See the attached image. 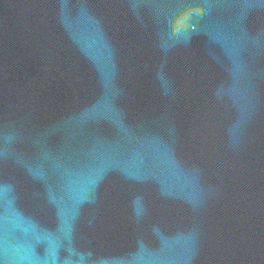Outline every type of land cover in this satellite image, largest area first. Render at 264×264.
Returning a JSON list of instances; mask_svg holds the SVG:
<instances>
[{"label": "water", "instance_id": "1", "mask_svg": "<svg viewBox=\"0 0 264 264\" xmlns=\"http://www.w3.org/2000/svg\"><path fill=\"white\" fill-rule=\"evenodd\" d=\"M0 264H264V0H0Z\"/></svg>", "mask_w": 264, "mask_h": 264}]
</instances>
